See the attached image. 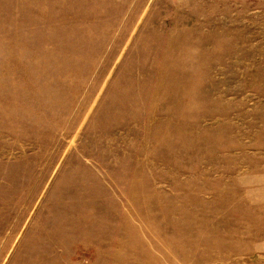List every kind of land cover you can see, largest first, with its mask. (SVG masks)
<instances>
[{"label":"rangeland","instance_id":"obj_1","mask_svg":"<svg viewBox=\"0 0 264 264\" xmlns=\"http://www.w3.org/2000/svg\"><path fill=\"white\" fill-rule=\"evenodd\" d=\"M0 264H264V0H0Z\"/></svg>","mask_w":264,"mask_h":264}]
</instances>
